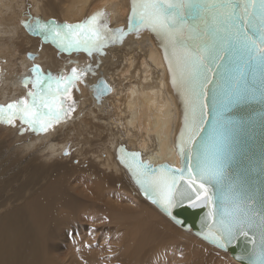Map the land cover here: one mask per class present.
<instances>
[{"label": "bare ground", "instance_id": "obj_1", "mask_svg": "<svg viewBox=\"0 0 264 264\" xmlns=\"http://www.w3.org/2000/svg\"><path fill=\"white\" fill-rule=\"evenodd\" d=\"M30 1L34 2L33 5L37 12L36 22L51 23L58 19L55 20L58 24L75 25L85 22L93 15L104 13L106 15L102 22H106L110 29H123L127 34L122 42L105 48L103 54L94 53L92 56H88L84 52L82 53L84 55L78 54L82 51H72L66 54H78L77 57L74 55L65 57L50 45H40V40H31L30 35L24 37L20 33L18 20L23 18L21 14L24 11L20 0H0V17L3 16L8 20V32L0 26V35H6V42L0 41V45L2 44L0 47V71L4 72L6 58L12 53H17L20 58L26 57L20 64L23 70L21 74H9L5 79V85L8 86L4 90L0 87V98L5 96L4 104L1 106L7 107L8 103L18 104L22 100L26 89L32 87L31 83L28 86H22V81L28 76L34 78L31 73L34 64L38 65L46 75L62 73L64 76L70 75L72 68H76L78 72L81 70L87 72L89 69L87 66L90 65L92 72L84 75L82 81L73 88L72 98H74L75 104L72 106L75 107V111L72 114L80 117L84 106L90 104L96 106L99 111L85 116L95 122H92L96 125L95 130L89 132L86 127L88 123L85 121L82 125L71 122L68 127L64 123H59L56 127L49 129L50 133L46 135V140L55 135L57 131L63 133V130L66 131L69 127H73L65 140L69 141L73 134H80L78 130L82 128L87 135L90 134L85 141H82L83 145L80 149L79 145L74 147V156L79 154L80 159H84L86 155L92 153L97 155L100 150L97 151L95 145L104 140L101 146L108 147L107 153L110 150V158L104 159L105 162L111 161L109 172L122 175L127 190L132 193L134 198L123 192L121 201L99 202L103 200L108 189L114 187L118 179L117 177L108 178L110 174L101 171H98L96 177L92 178L93 184L96 185L95 191L91 190L90 186L86 189L89 194L94 195L91 199L73 183L59 181V176L49 180L47 185L38 187L37 191L31 192L30 197L19 193L16 195L17 200H20L18 203L6 198L5 187L0 188V197L7 200L0 204V210H2L0 212V264H112L113 261H118V264H133L135 260L138 262L144 259H146L144 262L153 260L157 263L181 264L186 257L182 255L185 258L179 259L181 257L176 256L177 252L184 250L187 245L185 251L189 254L187 251L193 246L192 241L199 245L195 248L192 247L194 254H197L198 257L202 256L199 259L206 258L205 255H211L212 257L209 259L211 264H225L223 260L215 259L217 256L215 254L218 253L214 250L217 248L203 239L202 231L194 228L193 225L196 222L188 220L186 211L188 206L178 209L175 213L178 220L184 217L188 220L182 227L163 214L157 206L146 200L129 170L120 163V149H123L128 156L138 154L143 163L154 168L166 164L178 167L180 156L177 151V141L184 118L182 103H180L177 90L172 86L171 75L167 71V62L164 60L162 47L154 42L155 37L143 28L127 32L132 0H53L54 7L51 8L50 16L46 14L49 11L45 4L46 0ZM21 42L26 44L29 42L27 45L32 47L31 50L26 49L27 45L23 47L27 52L20 49L19 43ZM17 48L23 52L19 51L20 54H18ZM29 53L33 54L35 58L30 59L27 56ZM89 61L91 64H87ZM9 62L11 64V60ZM95 62L97 67H95L96 64L93 66ZM92 73H95L94 76ZM261 76L264 78V74ZM101 81L110 88V93L97 101L94 97L96 93L93 86ZM70 102L65 100V109L71 105ZM10 128L11 134L6 131L3 133L7 135H5L6 138H12V135L17 134L14 132L18 131L17 123ZM65 128L67 129L65 130ZM104 129L107 130L105 138L100 137ZM19 137H17L18 141L21 140ZM80 138H74L75 141H78L76 143L81 144ZM46 140H40L37 136L29 138V140L23 138L22 145L15 144L11 150V147L7 146V142L2 139L0 152H7L11 157L16 155L18 161H21L22 154L29 156L30 151H36V147ZM57 141L59 144L62 143V140ZM70 143L72 144V142ZM59 144L47 146L43 154L49 150L52 155H59L64 151V145L68 146L69 143ZM35 153L37 154L34 159L42 160L41 150L37 149ZM62 156L65 155L62 154ZM68 158L66 156V159ZM28 162V160L24 161L25 164L32 163L41 166L40 163ZM8 169L13 176L24 172V170L12 171L9 166ZM39 173L40 171L35 170V175ZM59 174L70 177L67 170L61 171ZM104 180L105 182L102 183ZM21 192H24V189ZM124 199L125 201H123ZM115 200H119V198ZM9 205L12 207L7 208ZM216 206L218 205H213L212 209ZM150 209L160 218V223L142 221L143 236L138 239H130L128 243L122 241L120 233L121 229H125V224L124 221L118 222V220H133L135 222L140 219L141 221L142 214L146 212L144 210ZM105 214H110L111 218L108 220ZM109 223L115 227H110ZM179 230L182 233L178 238L176 236L180 235L177 233ZM113 234L117 238L112 241L122 243L123 251L119 247L111 245L109 236L111 237ZM194 236L201 241L195 239ZM174 237L182 239V242L177 239L178 243H174L176 246L178 245L176 255L172 254L170 249L169 254L167 253L168 256H164L159 250L164 248L167 243H172ZM240 239L242 240L239 241H245L243 237ZM155 242L157 245L154 244ZM169 245H172L171 248L175 246L173 243ZM128 247L133 249L131 254L127 253ZM66 248L70 253L62 252ZM197 248L199 249L197 250ZM143 249H146L145 253L140 252ZM164 250L166 251L165 248ZM114 251L117 253L112 257L111 252ZM152 251H156L154 257L151 259L146 257ZM237 251L244 253L241 247H238ZM220 255L223 256V259L227 258L231 264H242L243 257L235 256L227 251H222ZM136 257L144 258L139 260ZM199 259L197 258L194 262H189L186 259L188 263L184 262L185 264H200L202 261L199 263Z\"/></svg>", "mask_w": 264, "mask_h": 264}, {"label": "snow or ice", "instance_id": "obj_2", "mask_svg": "<svg viewBox=\"0 0 264 264\" xmlns=\"http://www.w3.org/2000/svg\"><path fill=\"white\" fill-rule=\"evenodd\" d=\"M105 15L98 13L75 25L37 21L32 30L62 52L103 54L127 34L123 29H110L102 22ZM128 28H143L163 48L172 86L185 107L178 143L186 162L180 168H154L143 163L138 154L128 156L123 149L119 160L145 198L179 222L173 209L216 203L217 195L210 186L223 180L230 125L225 113L244 97L245 76L264 74V0H132ZM33 71L31 100L0 107V124L15 126L19 120L34 133L47 132L75 111L73 88L92 69L78 72L72 68L68 76L45 75L38 68ZM66 99L72 102L67 109ZM205 136L208 140L198 164L193 152ZM218 200V206L209 212L211 223L203 239L228 251L233 241L243 237L252 248L242 264H264V211L257 212L254 201L233 187L218 195ZM261 206L264 208V201Z\"/></svg>", "mask_w": 264, "mask_h": 264}, {"label": "rangeland", "instance_id": "obj_3", "mask_svg": "<svg viewBox=\"0 0 264 264\" xmlns=\"http://www.w3.org/2000/svg\"><path fill=\"white\" fill-rule=\"evenodd\" d=\"M20 1L22 2L23 6H24V11L21 14V16L23 18H20V20H18V22H19L18 26H19L20 33H22L24 37H27L28 35H30V38H32L31 40H40L41 41L40 45H43V46L44 45H50L51 48H55L59 52L60 55H63L65 57H69V56L72 57L73 55L77 57L78 54L83 53V51H82L81 53H78V54H68L67 55L65 52L60 51L54 44H51L50 40H45L44 36L42 34H40L38 32H34L32 29L35 28V25L37 23L36 19H35L37 16V12L35 11V6L33 5L34 2L30 1V0H20ZM45 4L47 5L48 10H49L46 14H48L50 16L51 8L54 7L53 0H46ZM7 22H8L7 18H4L3 16L0 17V26L4 27L5 30L8 32V30H7L8 29V23ZM21 22H23V23H21ZM25 23L31 25V27L30 28L23 27V25ZM56 23L58 24V22H56ZM60 25H63V24H60ZM5 38H6V35H0V41L6 42ZM27 44H29V42ZM27 44L24 42L19 43L20 49L24 50L25 52H27V50H31L32 47H28L29 45H27ZM26 45L28 47V48H26L27 50H25L23 48V47H26ZM1 46H2V44L0 45V47ZM17 51H18V54H20L19 53L20 50L18 49ZM20 52H23V51H20ZM68 53H71V52H68ZM82 55H84V54H82ZM22 59H26V57L20 58L17 56V53H12L10 56H7L6 67L3 68L4 72L0 71V87L2 88V90H4V88L8 86V85H5V79L9 76V74L20 75L21 72L23 71L21 69V66H20ZM9 60H11V64H10ZM83 60L85 61V59H83ZM17 61H19L18 64H16ZM87 64H91L90 61L87 62ZM95 64H96V62L93 64V66H95ZM87 67H90V65ZM95 67H97V64ZM94 74H93V76H94ZM95 77H97V76H95ZM33 91H35V89H32V87H28V89H26V92L23 93L22 100L27 99L30 101L31 98L27 95V93L33 92ZM72 95H74V93H72ZM4 100H5V96L3 98H0V105L4 104L3 103ZM64 103H65V101H64ZM9 104H12V103H8L7 105H9ZM70 104H71V102H70ZM97 111H99V109L96 108V106H93L92 104L86 105L83 107V111H82V114L80 117H79V115L73 116V114H71L70 117L65 118L60 123H64L68 127L69 125H71V122H73L74 124H81V125L84 124L85 122H87L88 123V126H86L87 130L89 132H92L95 130L96 125L93 124L95 122L91 121L90 119L85 118V116H86V114H91V113H94ZM75 119H76V121H75ZM83 121H85V122L83 123ZM16 123H17V130L18 131H14L17 134L12 135V138H6L5 137L6 134H3L4 131L8 132V134H11L10 126L5 125V124H0V141L3 139L4 142H7V146H10L11 150L13 149V146H15V144L17 146L22 145L21 140L23 138L29 140V138L37 136L40 140L41 139L46 140V138H47L46 135L48 133H50L49 130L47 132L34 133L26 125H22L19 120H17ZM57 124H59V123H57ZM57 124H55L53 127H56ZM4 127L7 129L4 130L5 129ZM66 129L67 128H65V130ZM80 129L78 130V132H80V134H82V133L83 134L82 135H80L79 133H77L75 135L73 134L69 141H65V140L68 138V135H69L68 132L73 130V127H69L66 131L63 130V133H61L62 131L61 132L57 131L55 133V135H53L51 138L47 139L46 141L41 143L38 147H36V149H35L36 151H37V149L41 150L42 160H38V159L35 160L34 159V156H36V154H37V153H35L36 151H34V152L30 151L29 156H28V154H26V155L22 154L23 157L19 156L20 158H22V159H20L21 161H18V159L15 157L16 155L11 157L10 154L7 152H5V153L0 152V188L5 187L6 192H7L6 198H10V201H13V202L16 201L15 203H18L20 200H17L16 195H18L19 193H22L26 197L27 196L30 197L31 192L37 191L38 187H41L42 185L43 186L47 185L49 183V180H53L57 176H59L58 177L59 181L64 180V182L73 183V185L78 186L80 188V190L84 191L85 195L89 196L91 199V198H93L94 195L89 194V192H87L86 189L90 186L91 190L95 191L94 188L96 187V185L93 184L92 178L96 177V175L98 174V171H101L102 173H105V174H110L111 176L109 175L108 178H116V177L118 178L115 182L114 187L111 189H108V191L104 195L103 200L99 201V202H112L113 203L116 201H121L122 200L121 197H122L123 192H126L129 196L134 198L132 193L127 190L125 183L123 181L122 175L118 174V173L109 172V169H111V165H110L111 161L105 162L104 159L108 160L110 158V156H109L110 150H108L109 153H107L106 149L108 147L106 145H104L103 147L101 146V143L104 142V140L97 142L95 145V149L97 151L100 150V152L97 155H93L95 153H92V154L86 155V158H84V159H80V157H78V156H80L79 154L76 157L74 156V153H75L74 147L79 145L78 147L80 149L83 145L82 141H85L86 137H89V134H90V133H88V135H87V133L84 132V130L82 128H80ZM106 132H107V130L104 129L103 133L100 135V137L105 138ZM84 134H85V136H84ZM17 137H19L21 140L18 141ZM74 138L75 139L80 138L81 144L76 143L78 141H75ZM98 139H100V138H98ZM57 140H62L61 142L63 144L69 143L68 146L64 145V151H62L61 154H59V155H52L49 150L45 154H43L45 152L44 150L47 148V146L51 147L52 144H54V145L59 144L58 143L59 141H57ZM70 142H72V144ZM62 143H60L59 145H62ZM65 151H68L70 153V155L68 156L69 157L68 159H66V156H64V157L62 156V154L64 155ZM31 155H33V156H31ZM83 155H84V153H83ZM98 158L100 161L98 160ZM23 159H24V161L28 160L29 161L28 163H30L32 161H33V163H35V162L38 164L40 163L41 166H36L32 163L25 164ZM49 164H51V165H49ZM8 166L10 167V169L12 171L14 170V171L20 172V171L24 170V172H20L17 176H13V175H11L10 170L8 169ZM86 169H89V170H86ZM35 170L40 171V173L35 175ZM64 170L68 171V173L70 174V177H64L63 174H59V172L64 171ZM72 173H74V175H72ZM87 173H90V174H87ZM112 176H114V177H112ZM104 177L107 178L106 176H104ZM104 182H105V180L102 183H104ZM22 189H24V192H21ZM6 198H3L1 196L0 197V204L7 201V200H5ZM117 198H119V200H115ZM136 198H137V196H136ZM123 201H125V199ZM99 202H96V203H99ZM123 203H125V202H123ZM14 205H18V204H14ZM10 207H12V205L7 206V208H10ZM144 211H146V212H145V214H142L143 216L141 217V221H140V219L136 220L135 222H133V220H123V219L118 220L117 219L118 222L124 221V224H125V229L120 228L121 229L120 234H121L122 241H126L128 243L130 239L141 238L143 236L142 235L143 227H142V223H141L142 221H149V222L154 221V222L160 223V218L154 213V211H152L151 209L150 210H144ZM0 212H2V210H0ZM106 217H108V220H109V218H111V215L107 214ZM139 221L141 224L139 223ZM109 226L112 228L115 227V225H112V224H110ZM177 233H180V235H177L176 237H178V238L181 237L182 231L179 230V232H177ZM176 237H174L175 239H173V241H172L173 246L175 245L174 244L175 242H176V244L178 243L179 239ZM114 238H117V236H115L114 234L111 237L109 236V239H110L109 241H111V245L115 246V247H119V249H121V251H123V249H124L123 244L121 243L122 244L121 245L120 243H116L115 241H112V239L115 240ZM194 238L198 239L195 236H194ZM198 240L201 241V239H198ZM179 241L182 242V239H180ZM172 243L169 242V244H172ZM195 243H196L195 241H192V243H191V244H193V246H192L193 248H195V246L196 247L199 246L198 243L197 244H195ZM154 244L157 245L156 242ZM169 244L167 243V245H165V247H164L166 249V251L164 250L163 247L159 251L162 254H164V256H168L170 249H171V253L172 254L174 253L176 255V252L178 250L176 247L178 245L177 246L175 245L174 248L173 247L171 248L172 245H169ZM167 246H170V247H167ZM192 247H190L191 249L188 247L189 249L187 252H189V254H187L185 251L187 249V245H186V248L184 250L182 249L181 250L182 252L178 251L176 256H178V258L181 257L179 259H182L183 258L182 255H184L189 262L190 261L194 262V261H196L197 258L198 259H199V257L201 258L202 256L198 257L197 254L193 253ZM210 247H212V246H210ZM130 248L131 247L127 248L128 254H131V252H133V249H130ZM198 249L199 248H197V250ZM213 249H215V248H213ZM190 250H191V252H190ZM145 251H146V249H143L140 252L145 253ZM214 251L216 253H218V254H215V255H217L215 259L223 260V262L225 264H231L227 258L223 259V256L220 255L222 251L217 250V249H215ZM62 252L70 253V251L67 250V248L63 249ZM155 252L156 251H152L150 254H147L146 257L151 259L152 257H154ZM160 252H159V254H160ZM116 253H117L116 251L111 252L112 257H114V254H116ZM178 254L181 256H179ZM205 256H207L206 258L208 259V262H209L210 261L209 259H211L212 256L211 255H205ZM143 258H137V259L142 260ZM206 258L199 259L198 260L199 263L202 261L200 264H207L208 262L206 263V261H207ZM186 259L182 260L181 264H185ZM193 259H195V260H193ZM145 260L146 259H144L142 261H138V262L135 260L133 264H166V263H157V262H154L153 260L144 262ZM176 260H178V259H176ZM188 261L186 263H188ZM112 264H118V261H113ZM208 264H211V262H209Z\"/></svg>", "mask_w": 264, "mask_h": 264}, {"label": "water", "instance_id": "obj_4", "mask_svg": "<svg viewBox=\"0 0 264 264\" xmlns=\"http://www.w3.org/2000/svg\"><path fill=\"white\" fill-rule=\"evenodd\" d=\"M131 31V29H127L128 33ZM154 42L160 45V42L156 38ZM27 56L30 59L35 58V56L30 53L27 54ZM36 68L42 72V69L34 64L31 69L34 78L29 76L26 77L22 81V86H28L30 81L35 79L33 70ZM243 83L246 86L244 97L239 102L234 103L230 110L225 113V117L230 121V125L228 128L226 154L223 160V180L220 183L213 182L210 189L217 195V197H214L216 201L214 205H218L219 203L218 195L226 192L229 187H233L245 198L253 200L254 204L252 206L257 212H260L264 211V208L261 206V202L264 201V78L261 76V73H257L255 76L247 74ZM105 86L107 90L102 91ZM93 89L96 93L94 97L97 101H99L102 96H106L110 93V88L103 81L93 86ZM179 97L185 112L184 103L180 94ZM0 107L2 106L0 105ZM207 140L208 137L205 136L204 140L200 141L193 152V156L198 164L202 158ZM178 141L177 151L179 154L180 145ZM179 156L180 163L178 167L172 166L171 164H166V166L180 168L182 162H186V158H183L180 154ZM159 210L163 213L161 209ZM177 210L178 209H173L174 215ZM212 210L214 209H212L211 206L189 207L186 211L188 212V220L196 222L193 225L194 228L206 234L208 226L211 223L209 212ZM188 220L184 217L178 220L179 222H173L183 227V224L188 222ZM256 242L258 246V235L256 236ZM238 247H241L244 253L237 251ZM251 248L252 245L246 241H233V244L229 247L227 252L235 256L243 257V261L246 262L249 258V250Z\"/></svg>", "mask_w": 264, "mask_h": 264}, {"label": "crops", "instance_id": "obj_5", "mask_svg": "<svg viewBox=\"0 0 264 264\" xmlns=\"http://www.w3.org/2000/svg\"><path fill=\"white\" fill-rule=\"evenodd\" d=\"M29 93V92H28ZM28 93H27V95H28Z\"/></svg>", "mask_w": 264, "mask_h": 264}]
</instances>
